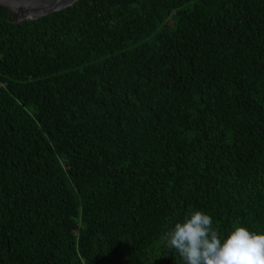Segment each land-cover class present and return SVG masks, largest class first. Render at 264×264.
<instances>
[{
  "label": "trees",
  "instance_id": "1",
  "mask_svg": "<svg viewBox=\"0 0 264 264\" xmlns=\"http://www.w3.org/2000/svg\"><path fill=\"white\" fill-rule=\"evenodd\" d=\"M195 211L264 234V0L0 6V264H184Z\"/></svg>",
  "mask_w": 264,
  "mask_h": 264
},
{
  "label": "clouds",
  "instance_id": "2",
  "mask_svg": "<svg viewBox=\"0 0 264 264\" xmlns=\"http://www.w3.org/2000/svg\"><path fill=\"white\" fill-rule=\"evenodd\" d=\"M212 217L195 211L166 230L161 239L184 264H264V234L235 227L221 240Z\"/></svg>",
  "mask_w": 264,
  "mask_h": 264
},
{
  "label": "water",
  "instance_id": "3",
  "mask_svg": "<svg viewBox=\"0 0 264 264\" xmlns=\"http://www.w3.org/2000/svg\"><path fill=\"white\" fill-rule=\"evenodd\" d=\"M78 1L80 0H0V6L5 8L18 23H21L60 12Z\"/></svg>",
  "mask_w": 264,
  "mask_h": 264
}]
</instances>
